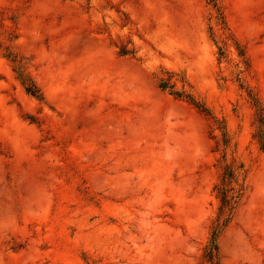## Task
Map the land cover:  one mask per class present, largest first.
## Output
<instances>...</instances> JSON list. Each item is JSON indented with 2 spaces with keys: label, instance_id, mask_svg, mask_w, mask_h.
<instances>
[{
  "label": "rangeland",
  "instance_id": "rangeland-1",
  "mask_svg": "<svg viewBox=\"0 0 264 264\" xmlns=\"http://www.w3.org/2000/svg\"><path fill=\"white\" fill-rule=\"evenodd\" d=\"M0 264H264V0H0Z\"/></svg>",
  "mask_w": 264,
  "mask_h": 264
},
{
  "label": "trees",
  "instance_id": "trees-1",
  "mask_svg": "<svg viewBox=\"0 0 264 264\" xmlns=\"http://www.w3.org/2000/svg\"><path fill=\"white\" fill-rule=\"evenodd\" d=\"M159 88L161 90H164V91L165 90H169L171 94H175L178 97L181 96V94H179L178 92H174L173 90H171L172 89V85H170V82L168 80H161V82L159 84ZM26 90H27L28 93H30L33 96H36V97H40L41 96V93L39 92L38 88L34 84H30L29 86H27ZM226 174L227 173H225L224 175H226ZM229 179H232V177H230ZM239 197H240L239 194H236V195L232 194V195L229 196L227 194V192H221V196H220V204H221L220 212L224 213L225 210H232L234 208V205L237 204V200L239 199ZM226 221H227V219H224L223 220V224L218 225L217 229L214 230L213 233H212L211 245H210V248H209V251H208V259L209 260H213V258H215V252L217 250V245L215 244V241H216V236H217V234L219 232L218 228H221L222 226H224Z\"/></svg>",
  "mask_w": 264,
  "mask_h": 264
}]
</instances>
